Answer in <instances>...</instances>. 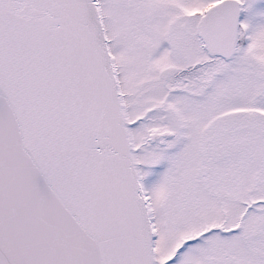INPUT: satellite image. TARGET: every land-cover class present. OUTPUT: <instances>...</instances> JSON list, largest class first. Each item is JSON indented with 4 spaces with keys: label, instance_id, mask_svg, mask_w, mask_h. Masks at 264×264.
<instances>
[{
    "label": "snow or ice",
    "instance_id": "snow-or-ice-1",
    "mask_svg": "<svg viewBox=\"0 0 264 264\" xmlns=\"http://www.w3.org/2000/svg\"><path fill=\"white\" fill-rule=\"evenodd\" d=\"M0 264H264V0H0Z\"/></svg>",
    "mask_w": 264,
    "mask_h": 264
}]
</instances>
